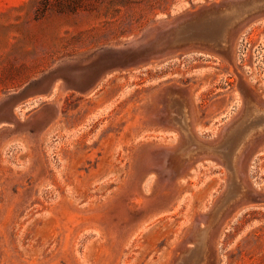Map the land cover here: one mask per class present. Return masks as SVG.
<instances>
[{
    "label": "rangeland",
    "instance_id": "374dc122",
    "mask_svg": "<svg viewBox=\"0 0 264 264\" xmlns=\"http://www.w3.org/2000/svg\"><path fill=\"white\" fill-rule=\"evenodd\" d=\"M219 1L0 0V264H176L208 225L201 264H264V130L202 149L264 111V15L156 42Z\"/></svg>",
    "mask_w": 264,
    "mask_h": 264
},
{
    "label": "water",
    "instance_id": "95a60500",
    "mask_svg": "<svg viewBox=\"0 0 264 264\" xmlns=\"http://www.w3.org/2000/svg\"><path fill=\"white\" fill-rule=\"evenodd\" d=\"M235 15H241V19L234 24H228V18ZM263 15L264 0H220L219 2L202 7L192 15L179 18L167 29L159 32L156 41L158 42L157 46L164 45L166 49L177 50L186 49L190 45H196L200 48L213 47L217 50H222L228 43L231 31L235 29L237 31ZM237 124L225 134L224 139L216 147L208 149V147L203 146L202 149L216 151L221 149L224 143L231 142L232 134ZM180 126L183 128L185 126L184 122H180ZM226 166L229 168L230 164ZM231 185L232 181L227 185V193H225L222 199L223 204L231 196ZM219 210L220 206L214 211L213 216H216ZM208 226L198 229L195 233L193 247L183 251L182 257L176 264L185 263L187 258L190 259V262L187 264L198 263L202 254L198 236L200 231L206 233Z\"/></svg>",
    "mask_w": 264,
    "mask_h": 264
},
{
    "label": "bare ground",
    "instance_id": "6f19581e",
    "mask_svg": "<svg viewBox=\"0 0 264 264\" xmlns=\"http://www.w3.org/2000/svg\"><path fill=\"white\" fill-rule=\"evenodd\" d=\"M241 19V15H235V16H231V17H229L228 18V20H227V23L228 24H234L236 21H239ZM244 29V28H243ZM158 32V31H157ZM237 32V31H236ZM157 35H158V33H157ZM146 39H147V37H146ZM145 39V40H146ZM151 39H153V38H151ZM150 41V40H149ZM148 41V42H149ZM152 41H150L149 43H151ZM228 45V44H227ZM190 46H194V45H190ZM228 47V46H227ZM200 48V47H199ZM203 49H207V50H217V49H215V48H213V47H204ZM175 50V49H174ZM224 50V49H223ZM220 51V50H219ZM222 51V50H221ZM225 52V51H224ZM219 53V52H218ZM221 53V52H220ZM223 53V52H222ZM175 103V102H174ZM179 103V102H178ZM180 104V103H179ZM252 104H254V103H252ZM172 104H171V108H172ZM175 106V105H174ZM178 106V105H177ZM176 106V107H177ZM253 107H255V106H253ZM170 108V107H169ZM170 108V109H171ZM179 108V107H178ZM246 110H248L247 108H246ZM174 111V110H173ZM168 112V111H167ZM175 112V111H174ZM173 113V112H172ZM170 114H171V110H170ZM180 114H181V116H180V118L178 119V117H173V119L172 120H174L175 122H186V119H187V114L185 113V111L184 110H182L181 112H180ZM172 115V114H171ZM170 115V116H171ZM178 115H179V112H178ZM169 116V117H170ZM175 116V115H174ZM168 117V116H167ZM172 117V116H171ZM176 119H177V121H176ZM185 126H187L186 124H185ZM186 128V127H185ZM262 130H264V111L263 110H260V109H252V111L251 112H249V111H246L245 112V114H244V117H243V120H239V123L236 125V127L234 128V131H233V134H232V140H231V144H229L228 146H227V151L225 152V157H226V161H225V163H226V165L228 164H230V168H232V167H234V168H237V159H238V157L240 156V154L242 153V151H243V148H244V146H245V144L248 142V140L250 139V137H252V135L255 133V132H260V131H262ZM184 132V131H183ZM185 133V132H184ZM186 133H189L188 131L186 132ZM190 134V133H189ZM190 137L192 138V136L190 135ZM182 138V137H181ZM183 140H184V138H183ZM190 140V139H189ZM197 142V141H196ZM178 146V145H177ZM192 146V145H191ZM175 148H177V150H178V147H175ZM174 148V149H175ZM181 150V149H180ZM219 150V149H218ZM223 150V148H221V151ZM175 151V150H174ZM187 151V150H186ZM217 151V150H216ZM179 152V151H178ZM177 152V153H178ZM173 154V153H172ZM220 155H222V154H220ZM186 156H188V155H186ZM190 156H192V154H189V158H190ZM223 156V155H222ZM188 158V157H187ZM184 159V158H183ZM223 159V158H222ZM225 159V158H224ZM182 160V159H181ZM184 161H185V159H184ZM225 163H224V165H225ZM225 165V166H226ZM227 167V166H226ZM228 168V167H227ZM226 168V169H227ZM230 168H228V169H230ZM233 169V168H232ZM231 169V170H232ZM229 171V170H228ZM233 171V170H232ZM231 171V172H232ZM235 172V171H234ZM234 172H233V174H234ZM231 175V174H230ZM229 176V175H228ZM232 177V176H231ZM233 179V178H232ZM234 179H236V178H234ZM229 180V179H228ZM241 185V184H240ZM239 185V186H240ZM235 188V187H234ZM241 188V187H240ZM232 195H235V196H233L234 198H237L240 194H242V193H240V194H238V193H236L235 194V192H233V193H231ZM234 198H232V199H230V201L231 200H233ZM220 218V217H219ZM207 223V221H205V224ZM204 224V225H205ZM218 225V224H217ZM217 227V226H216ZM215 227V228H216ZM203 228V227H202ZM214 228V227H213ZM199 229V228H198ZM211 229V228H210ZM198 230H196V232H197ZM210 231V230H209ZM209 235V234H208ZM193 237H195V236H193ZM206 234H205V232H202V231H200V233H199V236H198V241H199V244H200V247H201V258H200V260L198 261V263L197 264H201V261H203L204 260V257H205V254H204V248H205V239H206ZM193 239V238H192ZM193 240H195V239H193ZM207 243V242H206ZM207 246V245H206ZM182 257V256H181ZM180 257V258H181ZM176 260H177V258H176ZM178 261V260H177ZM176 261V262H177Z\"/></svg>",
    "mask_w": 264,
    "mask_h": 264
}]
</instances>
